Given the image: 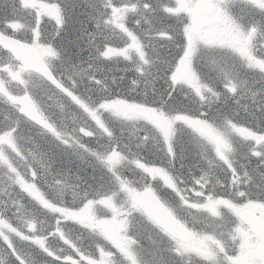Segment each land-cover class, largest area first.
Instances as JSON below:
<instances>
[{"label": "bare ground", "instance_id": "obj_1", "mask_svg": "<svg viewBox=\"0 0 264 264\" xmlns=\"http://www.w3.org/2000/svg\"><path fill=\"white\" fill-rule=\"evenodd\" d=\"M111 1L118 6L124 5L121 0ZM108 3L109 0H92V4L99 10L104 11V13L106 12L105 10L107 8L106 6L108 5ZM150 5L151 8L149 10L142 11L139 13L136 21L139 24L145 23L149 25L157 20L159 21V24H156L157 28H163V26H167L172 29L173 25L167 24L169 20L162 13V5L156 1L150 2L149 6ZM88 6L89 3L85 6H82L81 9L77 10L73 14V19L75 20L73 24L76 25L77 18H79L83 12H85L86 14H90L89 9L87 8ZM2 11L5 12V14L3 15V17L5 18L1 22L9 20L10 18H20V13L15 9L14 4L12 3H8L7 6H3ZM104 16L107 15H103L101 19H104ZM28 32L31 36L34 35V31H32L31 29H29ZM28 32L26 33L29 34ZM99 33V35L93 36L94 31L90 29V27H88L83 34L73 30H62L60 31V33L56 32L53 34L58 37L57 39L58 41H60V46L66 54V57L69 56L70 58H72V60L74 59L78 61V63H76L75 65L80 66L77 71L78 76H80V92H87L89 98L94 100H97V98L99 97L101 98L105 94L102 91V87L107 86L108 84H116L117 82L120 83L122 80H124L123 77H119L120 75L123 76L124 70L121 68L115 70L116 64L108 61L105 62L103 53L100 52L103 47L102 44L105 42L104 40L109 39L112 36L111 30H109L108 28H102L100 29ZM53 35H49L47 42L50 41ZM99 37L103 38L104 40L98 39ZM172 40L175 44V47H167L159 52L155 50V45L153 46L152 44L149 47L152 51L150 55L151 59H153V62H156V66H153V71L156 74L157 79H151L147 76H143L142 74L143 77L141 78L139 76L140 79L136 80L134 84L131 85V88H129L130 92L138 93L142 97L145 96L147 99H150L152 105H154L156 101L162 102L164 99L169 98L168 95L172 93H174L175 95H179L177 97L178 100H180L181 97L186 96L187 94L185 92L187 90L185 85H182L186 83V81L177 82L171 87H169L170 83L176 81L179 77L173 73H169L168 71H170V69L167 70L168 74L161 73L159 69L161 67V63H163V69L167 65L172 66L171 60L173 61L177 58V56L172 57V55H176L179 50H183L181 47L186 46V41L181 35H176L175 37H173ZM181 54L182 53H180V56ZM214 59V61H216L215 66L217 67H222L227 64L225 59ZM87 64L90 65V67L92 68L90 71L94 74L95 78L81 77L85 75V72H88L86 71ZM117 65L121 66V64ZM135 73L137 72L135 71ZM134 75L136 74L127 71L125 79H129L131 78V76ZM120 78L121 81L119 80ZM144 79L148 82H146ZM142 84L144 85V87L140 89L139 86H141ZM100 85L102 87H100ZM262 85H264V80H258L256 83L246 84L245 87L237 88L235 92L230 90L227 85H223L221 88H219L216 91V94L218 96L217 101H215L213 97L211 104L204 106L206 111L208 112L209 117H211L212 123L222 127L224 121L227 118L229 119L231 117L230 115L235 112V109H237L240 105L239 101L242 99H246L249 96H251L250 98L253 101L252 104L250 103V111L252 112V114H262L264 112V87L258 90V88ZM175 90H177V92ZM112 96L113 95L109 93L106 95V98L109 99ZM74 102L75 101H71L65 97L61 102L52 101V105L55 106L60 112H62L63 114L65 113L66 115V113H70L67 108H71ZM180 105L181 104L179 101H174L170 104V107L178 108V106ZM189 106H191L192 108L197 107L196 102L194 100H192L191 104L189 103ZM191 107H184V109L187 112H191ZM20 127L23 128L21 130L22 133L31 134V139L36 140V136H34L33 134L35 133L34 129L29 130L23 126ZM122 127L119 130L118 134L119 138L121 139V143L123 145H127L128 147H132L134 143L132 142L131 138L134 139L133 136L139 131H137V128L131 129L125 126ZM149 131L150 133L143 132V147L148 148L149 154L152 157L156 156L159 152H162L166 157L167 153L165 151L164 144L159 140V137L163 134V130L160 127L156 126L151 128ZM38 136L41 140L40 146L48 151L46 158H43L47 173L43 172V176L41 177L43 186H46L48 188L44 189V191L49 194H52L54 196L55 201H57V203H59L61 206H67L68 200L70 198L72 199L73 196L76 195L75 193L78 191V189H86L87 191L93 194L98 193L100 195L102 194V191H104L106 188L108 189L109 187H111L112 182H110V179L108 178L111 176L110 171L107 168L96 164L91 158H89L88 160L85 159L84 156H86L87 153H83V156H81V154H79L78 152V148L73 145L72 140H52L41 133H39ZM138 138L139 140H141L140 136ZM102 142L103 137L99 135L95 144H97V146H100L102 145ZM27 146L28 149H30V153L34 155L39 154L38 148L33 147L30 141L27 142ZM109 147L111 148L112 146L109 145ZM237 149L241 151L243 155L247 154L248 151L251 150L241 142L237 145ZM193 150L194 148L191 147L190 151L193 152ZM14 153L20 155L18 152ZM33 157V155H26L25 159L27 161L24 160L22 162H28V165L31 170H35L39 163L36 160L34 162H31V158ZM15 158L18 161L21 160L18 156H16ZM76 158H78L83 168L82 170H75L74 160ZM246 159L248 160V162L244 167L245 170L249 171V169L253 167L256 168L257 166H260L256 161L250 159L249 156ZM177 163L180 164V166L175 165V168L178 172L183 171L184 169L189 167L191 168L188 172L184 174V182L189 183L192 182V180L199 178V174L197 173V156H191L189 158L184 156L177 157ZM208 170L210 178L213 179L215 175L211 173L210 169ZM47 175H49V177ZM101 182L107 183H105L104 186L100 187ZM12 183V178L10 176L5 178L4 174L0 172V197L4 195L6 197V193L10 191L11 187L12 191L14 190V185ZM69 185H71L69 193L72 195V197L69 198L68 196L66 198V192L60 191L59 188L62 187L67 190V187ZM3 190L4 193L2 192ZM14 194L15 205L12 206L11 209L8 211L9 216L12 217L15 222L11 228L23 229L28 228L31 224H34V222L36 223V221L40 223L41 213L37 211L33 212L34 207L37 206V204L33 202L34 193H32L30 190L23 189L21 191L14 192ZM20 210L24 211H22L21 213L19 212ZM82 229L84 228H79V230ZM0 232V264H6L3 251V244H7V239L11 236V231L4 232L0 229Z\"/></svg>", "mask_w": 264, "mask_h": 264}, {"label": "trees", "instance_id": "obj_2", "mask_svg": "<svg viewBox=\"0 0 264 264\" xmlns=\"http://www.w3.org/2000/svg\"><path fill=\"white\" fill-rule=\"evenodd\" d=\"M78 1L77 5H76V10H79L82 8V6H85V4L83 3V1L86 0H76ZM82 1V2H81ZM152 1H156L159 2L162 5V13L164 14V16L169 20V22L167 24H171L173 25L172 29H170V27L167 26H163V28H157L156 24H159V21H154L151 24L147 25L145 23H138L136 21L137 16L139 15L140 12L142 11H147L151 8V5L149 6L150 2ZM72 2L73 0H71L69 2V10H67V15H69V24H66L65 28L63 27L62 30H70V31H77L79 33H84L85 30L87 29V27L90 25V22L94 19H91V17L86 18L83 16V14L85 12L82 13V15L77 18V23L76 25L73 24V22L75 21L73 19V11L71 9L72 7ZM9 2H7L6 0H1L0 1V25H7L9 23V20L3 21L1 22L5 17H3V15L5 14L4 11H2L3 6H7ZM13 3H15L16 5H14L16 8L18 6V1L17 0H13ZM125 5L126 6H130L131 9V14H130V21L132 24V29L135 30H140L137 31L139 34L141 33V36L143 38H145V33L143 31H146L147 29L151 30L152 32H150V34H146L147 36H150L154 43V48L156 51H162L167 47H175V44H173V38L176 35H179V33H181V35L183 36V34L185 33V28H186V17H183L182 15H179V10L177 7V0H125ZM237 6V2H234V8H236ZM84 23V24H83ZM75 26V28H74ZM61 30L59 29V32ZM178 50V49H177ZM183 50H179L178 53L176 55H172V57H180V53H182ZM72 54V53H71ZM220 56V55H219ZM73 57V55H72ZM218 55L215 57L217 58ZM213 60H215L212 57ZM104 61L107 62V59L104 57ZM153 61V59H152ZM80 62V61H79ZM208 62V61H207ZM214 63H210V65H207V68H212L211 70L215 72V74H217V77L214 79V83L212 84L213 90H211L214 94V100L217 101L218 96L216 94V91L221 88L223 85H227L229 84V78L233 79V70L228 68V65H224L222 67H217L215 66L216 61H213ZM76 63H78V61L74 60L71 61V63H69V66L72 70L74 71H78V68L80 66L75 65ZM81 64V63H80ZM86 65V64H85ZM160 72L164 73V74H168L166 73L168 69L171 68V66L167 65L164 69H163V63L160 64ZM171 65H173V61L171 60ZM232 65V63H231ZM87 71L89 73V75H94L90 70L92 69L90 67V65L87 64L86 66ZM85 68V69H86ZM89 69V70H88ZM241 70V72L243 73L244 79H236L234 81H237V83L240 85L239 87H245L246 84H251L256 82V78L261 75V71L258 70H252L250 69L247 65H245V68H241L239 69V71ZM238 71V70H236ZM219 72V75L218 73ZM145 76V75H143ZM141 76V77H143ZM119 77H123L124 80L121 81V78L119 79L121 82L120 83H116L117 86H119V88L123 91H130L129 88L131 87L132 81L134 78V76H131V78L129 79H125V75H120ZM259 78H263V77H259ZM258 78V79H259ZM256 79V80H255ZM122 84V86L120 85ZM264 86H260L258 88V90H260L261 88H263ZM77 92L80 94H84L83 92H80V88H79V84H77ZM141 89V88H140ZM169 98H166V102L168 101L169 104H171L174 101H179L180 102V106H178L179 108H181L184 113L187 112L185 111L184 107H191L187 104L185 98L183 99V101L181 102L180 100H178L175 96H170L168 95ZM251 96L247 97L246 99H244V101H248V107L246 108L245 106H242V111L235 109V112H233L230 116V118L226 119L223 123L224 125H228L229 123L233 122L234 124H238L239 126L245 127L247 128L248 126H252L255 129V132L259 133L260 131L258 130H262L264 131V112L262 114H252V112L250 111L251 108V104L253 103L252 99L250 98ZM140 99V98H139ZM251 103V104H250ZM248 112V113H247ZM190 114L195 115L196 117H198L199 115H196L198 113L197 112H188ZM246 113V114H244ZM27 141L32 142L33 143V139L30 140V138L26 137ZM238 145V142L237 144ZM42 151L41 153L43 154V152H47L46 149H44L43 147L39 146ZM192 148H194L193 152L189 151L190 153L187 154L186 152V148L183 146L181 148L182 155L185 157L188 156H197L200 154V151L197 147H195V144L192 145ZM196 149H198L200 152H198ZM238 150V149H236ZM239 151V150H238ZM202 154V153H201ZM203 155V154H202ZM248 157V154L243 155L241 153V151H239V153H236L235 155V163L233 164V161L229 162L227 164L220 162L219 159H216L215 157V164L213 167H207L206 165L204 166V159L200 162L201 164H203L202 166H199L198 168H201L200 170H197V173L199 174V177L203 176L202 172L205 171L206 173H209V170L211 171L212 174L215 175V177L213 179H210V184H207L208 186L206 187V189L204 190V192L206 194L211 193V191L213 192L214 196H218L219 198H223L226 201H230V200H234V201H239L242 202L244 200L245 197L248 196L247 193H249L250 191L245 189V184H244V167L246 166L248 160L246 159ZM226 165V166H225ZM79 167H81L80 165H78ZM190 168V167H189ZM78 170H82L81 168H77L76 171ZM185 170V169H184ZM189 171V170H188ZM187 170H185L184 172H188ZM49 177V175H47ZM198 180V179H195ZM194 181V180H193ZM103 184V183H102ZM101 184V185H102ZM96 195H98V193H96ZM35 211H36V207H34ZM39 213H41L40 211H37ZM41 215V219H40V223L38 221H36L37 227L41 228L42 227V233L43 232H47L50 231V226H49V222L47 220H45V215L44 214H40ZM48 222V223H47ZM46 234H41V236H45ZM13 240L10 241L9 243H7L8 248L12 247V245H15L16 248H28L32 251L28 252L27 254H29V256H31V260L28 261V264H31L32 262L34 264H65L64 261L59 260L60 256H66L69 252L67 251H63V252H58L55 253V255H53L52 253L50 254V252H42L39 253V251L34 250V245L32 243H29L28 241L25 240H21V239H15L12 238ZM150 242H149V246H147L145 244V249H147V256L150 259V263L151 264H158V263H162L163 258L161 257V252L162 250L159 249V244H158V237H155L154 235L149 236ZM85 245L87 247V242H77L76 243V248L79 251V254L81 252H85L87 251L86 247H83V249L80 251V249L78 247H81L83 245ZM22 246V247H21ZM41 246V244H40ZM162 247V246H161ZM92 247H89L88 251L91 249ZM52 249H54V246L52 247ZM6 251H8L6 249ZM8 260V259H7ZM23 260V259H22ZM11 261V262H10ZM8 261L10 264L12 263V259ZM20 264V263H18ZM120 264V263H117Z\"/></svg>", "mask_w": 264, "mask_h": 264}, {"label": "rangeland", "instance_id": "obj_3", "mask_svg": "<svg viewBox=\"0 0 264 264\" xmlns=\"http://www.w3.org/2000/svg\"><path fill=\"white\" fill-rule=\"evenodd\" d=\"M28 1H30V2L37 1L38 4H37L36 8H34V9H30L27 6H25L27 8V10H29V13L27 14L28 15L27 18H30L32 16V17L38 19L39 21H41L42 25L44 23H46L47 26H48V23H50V24H53V23L58 24L57 23V19L60 18V9H59V7L57 5H54V4L49 3V2L45 4L43 2H40L39 0H28ZM181 1H184V0H181ZM204 1L206 3H209L208 5L214 6V5H212L213 3H211V0H204ZM24 2H25V0L24 1L22 0V6L24 5ZM208 5H204L203 9L201 7H199V6H197L198 13L200 15H199V17L196 18V20L199 19V18L201 19V18L204 17V12H205V9H207ZM193 12H195V10L191 11V13H193ZM19 20H20V18L18 17L17 18L18 22L16 23V21H15L14 25L10 24L9 27L10 28H14V27L16 28L17 25L18 26L20 25V27L18 28L19 31H22V30H25V29H26L25 31H29V29L34 31V28L31 27L30 25H28L27 27L24 28L21 24H19L20 23ZM198 21H200V20H198ZM56 24L55 25H50V30H51L52 34L56 33V31L58 30V26ZM191 28L194 29V27H192V26H191ZM47 31L45 32L46 35H44V34L43 35L41 34V35L43 37H46L48 35ZM198 31H199V29H198ZM198 31L196 33V36L198 35ZM43 32H44V29H42L40 31V33H43ZM93 36H96V34L93 35ZM189 37H190V43H192V39L194 40V42L198 41L195 37L190 35V32H189ZM43 40H44V38H43ZM39 41H41V39H39ZM207 41H208V43H211V44L218 41V42H220V44L218 45L219 47H223L225 45V43H226L228 46H232L233 45V47L234 48L236 47L235 49H237V50L240 49L238 46L235 45V43L233 41L230 43L229 39H226V37H222L220 39L219 38H215L214 39L211 36H209V40H207ZM35 43L38 44L37 46L39 47V49L41 51V54L44 55V56H47L49 61H50V57L51 58L54 57V55L51 54L52 53L51 47H50V44L47 42V39L45 40L44 44H41L40 42H38V43L35 42ZM241 48L244 50V47H241ZM67 59L72 61V58H70L69 56L67 57ZM185 61L187 63L186 65L189 66L190 62H191V61H189V58H187ZM15 64L16 63L13 61V59L9 55L4 56V57H3V55H0V69L5 68V66L6 67H11L13 72L16 73L17 68H16ZM3 70H5V69H3ZM20 75H22V74H19L17 72L15 74V77L17 78V76H20ZM22 76L27 79V75H22ZM41 93L44 94L45 97H47V99H45V100L51 101L52 93H53L52 90L44 88V91H42ZM34 94H37V91H34ZM39 98L42 99L41 97H39ZM53 100L56 101V102H61V100H63V99L60 98L59 96H57V97H53ZM68 108H67V110H68ZM44 110H46V109L44 108ZM71 111L72 112H70L69 114L66 113V115L61 113L62 114V118L59 121V123H60V125L62 124L61 126H63L62 127L63 129H65V128H69L70 129V133H69L68 137H69L70 140L73 141V145H75L77 147V145L79 144V140L77 138V134H79L81 129H82L81 127L77 128V125L79 124L78 120H80L82 122L85 121V115H82V117H77L76 116V111H74L73 109H71ZM16 112L17 111L11 112L10 110H7L5 112H1L0 113V116H1L0 117V126L6 127L7 125H12L15 128H19L20 126L25 127L24 125H22V122L20 121V120H23V119ZM157 117H158V115H157ZM157 119L159 120L160 124L161 123L166 124V121H163L161 119V117H158ZM61 126H60V129H61ZM161 129L165 133L164 129H166V128L161 125ZM166 132H170V130H168V128H167ZM200 132L202 133V132H204V130H200ZM220 144H221V147H224L223 143H220ZM3 152L6 153L7 150L5 149ZM14 170H16V171L18 170L17 166L14 167ZM154 174L157 175V176L159 175L158 177H156L154 179L156 182L159 181L163 185H166L167 178H166V176H164V171L163 170L158 169V171H155ZM21 175L24 176L25 173H22ZM124 188H125V185H123L122 183H120L119 186L117 187V189L119 191H121V194H124ZM23 189H24V186L21 184L19 186V191H21ZM126 189L131 190V187L128 186ZM111 194L112 193H109L107 196H110ZM1 203H2V206H4V207L6 206V208L8 210L11 209V206L5 202V195L1 197ZM93 215H94L93 210H92V213H91L90 207H86V208L83 207L81 210H79L77 215H73L72 220L75 223H77L78 225H86L85 219H89L91 217L89 223H90V225H92V224H94V221L92 220V216ZM117 221L118 220H114L113 221V219H112V222H113L112 224L115 225ZM120 223H121V226H123V225L127 226V225L130 224V223H128L127 220L126 221L121 220ZM0 229L2 231H4V232H8L10 230V228L6 227L4 224H3V226H0ZM16 230H17V228H16ZM98 230L101 233V230L100 229H98ZM206 234L207 235L202 236V241L204 243L195 244V246H193V245L189 246V247L192 246L191 250L192 249L193 250L198 249L199 254H202V256H204V257L205 256L207 257V256L210 255L208 249L205 247V243L208 242L209 240H211L212 238H214L211 233H206ZM35 235H36V233L34 234V236ZM235 237H237V235L234 234V237H232L231 240H237L238 239V238H235ZM240 239H248V236L247 237L244 236V238L240 237ZM110 245L111 244L108 241H106L105 237L104 238L103 237H98L97 238V242L95 243V246H94L96 248V250L94 251L95 257L92 258V254L90 252L89 254H87L88 258L91 259L92 262H96L97 264H107L111 260L110 258H107V255H110V257H111L112 256L111 253L112 254L113 253L116 254V253H121V251H123V252H127L128 251L129 254H130L131 259L135 261L134 264H147V262H148V259L144 260V259H142L139 256V253H138V246H139L138 245V241L136 239H134L130 234L128 236H125V237L122 236V237H120V238H118L116 240L115 245L118 248L116 246L114 248L110 247ZM241 248H242L243 253H244L243 255H245V257H244L245 260H247L250 255H251L252 259L254 258V255L251 254L252 252H250V249H249V241L243 240V244L241 245Z\"/></svg>", "mask_w": 264, "mask_h": 264}, {"label": "water", "instance_id": "obj_4", "mask_svg": "<svg viewBox=\"0 0 264 264\" xmlns=\"http://www.w3.org/2000/svg\"><path fill=\"white\" fill-rule=\"evenodd\" d=\"M4 42H7L5 40V38H3L0 35V44H4ZM16 44H18L21 51H28L31 52L32 54H34L33 49L29 46L24 47L22 46V44H19L17 42H15ZM38 54H34L33 56L36 58V66L32 67V69L37 72L38 74L40 73L43 77L47 78L50 82L54 81L55 78H53V76L51 75L50 71L48 70L47 67H45L43 60L41 59L40 56H37ZM51 75V76H50ZM54 83V82H53ZM1 91V89H0ZM3 92V91H1ZM5 94V93H4ZM9 99L11 100V102H14L16 104H23L25 103V105H23V107L25 108V113H27V116L29 119H32L35 123L44 126L46 129L53 131L49 124L45 123L41 117L39 116V114L37 113V111L35 110V107L33 105V103L31 101H29V97L26 96L24 98H20V99H14L12 97L9 96ZM148 198H151L150 193L149 192H145L142 195H140V199L143 202H138L139 205L143 208L144 211H146L147 214H149L150 216H153L154 218H156L159 222H162L163 226L170 232L173 233L175 236L177 237H183V234H185L186 230L185 228L178 222L176 221L160 204L159 201H148ZM247 220V219H246ZM251 223V221H250ZM251 226V225H250ZM262 227H260L259 225L256 224V226H254L255 231L258 233L259 237L261 238V240H263V245L262 247L258 250V252H260L261 254L264 255V232L261 229ZM188 235V232H186Z\"/></svg>", "mask_w": 264, "mask_h": 264}]
</instances>
